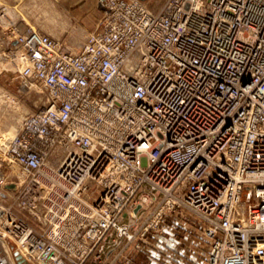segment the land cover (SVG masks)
<instances>
[{
	"label": "built area",
	"instance_id": "obj_1",
	"mask_svg": "<svg viewBox=\"0 0 264 264\" xmlns=\"http://www.w3.org/2000/svg\"><path fill=\"white\" fill-rule=\"evenodd\" d=\"M98 9L78 50L33 28L12 48L46 99L0 160V264H133L187 213L190 264H264V0Z\"/></svg>",
	"mask_w": 264,
	"mask_h": 264
},
{
	"label": "rangeland",
	"instance_id": "obj_2",
	"mask_svg": "<svg viewBox=\"0 0 264 264\" xmlns=\"http://www.w3.org/2000/svg\"><path fill=\"white\" fill-rule=\"evenodd\" d=\"M98 1L0 0V160L3 158L4 148L20 130L25 118L38 111L46 99L40 86L32 85L28 89L23 85L19 63L15 60V52H12L17 37L28 28H33L78 50L98 27L101 18ZM165 2L166 0L147 1L153 10H159ZM170 233L175 240H193L191 262L186 264L203 262L208 244L204 241L199 226H196L195 216L188 213L184 216L173 214L168 219L167 227L158 235L165 237L170 236ZM158 237L149 240L148 245L144 246L141 264H153L154 257L150 256L152 250H161L162 247L172 250L169 246H162ZM153 242L156 245L152 248ZM171 260L174 264H182L177 253Z\"/></svg>",
	"mask_w": 264,
	"mask_h": 264
},
{
	"label": "crops",
	"instance_id": "obj_3",
	"mask_svg": "<svg viewBox=\"0 0 264 264\" xmlns=\"http://www.w3.org/2000/svg\"><path fill=\"white\" fill-rule=\"evenodd\" d=\"M179 221V219H178ZM181 224V223H180ZM174 230H172L173 232ZM167 236V235H166ZM163 237V236H159L158 242L162 243L166 246H169L172 250L168 251L165 248L162 247L161 250L157 249L156 251H151L150 253H152L150 256L154 257V261L153 264H174L171 260V258L173 259L174 256L178 255V259L182 260V264H186L191 262V248H192V242L193 240H188L186 241L185 239H180V240H175L173 235L167 236V237ZM154 244L156 245V243H152L151 247H154ZM158 246L160 247L159 243ZM173 251H176V253H173ZM143 250L135 257L134 259V263L133 264H141V259L143 257ZM162 253V254H161Z\"/></svg>",
	"mask_w": 264,
	"mask_h": 264
},
{
	"label": "water",
	"instance_id": "obj_4",
	"mask_svg": "<svg viewBox=\"0 0 264 264\" xmlns=\"http://www.w3.org/2000/svg\"><path fill=\"white\" fill-rule=\"evenodd\" d=\"M141 1L147 2L150 0H141ZM14 259L17 264H30L23 258V256L19 252H14Z\"/></svg>",
	"mask_w": 264,
	"mask_h": 264
}]
</instances>
